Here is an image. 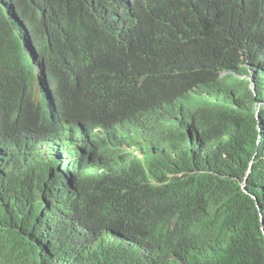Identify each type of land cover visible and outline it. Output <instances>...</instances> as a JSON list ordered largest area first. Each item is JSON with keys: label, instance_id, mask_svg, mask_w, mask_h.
Listing matches in <instances>:
<instances>
[{"label": "trees", "instance_id": "obj_1", "mask_svg": "<svg viewBox=\"0 0 264 264\" xmlns=\"http://www.w3.org/2000/svg\"><path fill=\"white\" fill-rule=\"evenodd\" d=\"M262 96L264 0H0V264H264Z\"/></svg>", "mask_w": 264, "mask_h": 264}, {"label": "clouds", "instance_id": "obj_2", "mask_svg": "<svg viewBox=\"0 0 264 264\" xmlns=\"http://www.w3.org/2000/svg\"><path fill=\"white\" fill-rule=\"evenodd\" d=\"M225 72H221V75ZM251 76L248 77L250 81V89L254 92L252 87ZM144 100L135 99L132 102L124 103L125 106L115 112L114 117L109 121L111 125L118 133L127 134V136L133 140L134 143H145L147 139L153 134H159L168 129L167 122L162 121V117L170 119L171 111H161L160 114L156 110V106H153L149 98H143ZM264 103V96H262ZM69 129L73 131L75 135L78 126L74 124V127L70 126ZM4 133V132H3ZM100 134L99 126L94 123L89 117L88 120L80 119V144L90 142L93 137ZM50 131L46 134L38 135L33 132L30 138L33 150L45 148V144L49 142ZM126 148V146H124ZM134 157L138 160L143 159L142 153L137 149H132ZM42 161H35V164L40 166ZM244 184V183H242ZM241 184V188H242ZM244 190V188H242ZM263 230V228H262ZM170 261H175L176 256L170 255Z\"/></svg>", "mask_w": 264, "mask_h": 264}, {"label": "bare ground", "instance_id": "obj_3", "mask_svg": "<svg viewBox=\"0 0 264 264\" xmlns=\"http://www.w3.org/2000/svg\"><path fill=\"white\" fill-rule=\"evenodd\" d=\"M52 79H53V78H52ZM49 81H50V80H49ZM53 82H54V81H53ZM65 85H66V84H65ZM62 94H63V93H62ZM74 94H75V93H74ZM64 95H65V94H63V96H64ZM61 96H62V95H61ZM63 96H62V97H63ZM71 96H72V95H71ZM57 97H58V96H57ZM64 97H65V96H64ZM59 99H60V98H59ZM59 99H58V100H59ZM63 99H64V98H63ZM63 99H62V100H63ZM70 101H71V100H70ZM79 101H80V100H79ZM59 110H60V109H59ZM59 112H60V111H59ZM40 123H41V122H40ZM39 125H40V124H39ZM44 125H45V124H44ZM37 126H38V125H37ZM40 127H41V126H40ZM53 181H54V180H53ZM56 183H57V182H56ZM5 193H6V192H5ZM1 195H2V194H1Z\"/></svg>", "mask_w": 264, "mask_h": 264}, {"label": "water", "instance_id": "obj_4", "mask_svg": "<svg viewBox=\"0 0 264 264\" xmlns=\"http://www.w3.org/2000/svg\"><path fill=\"white\" fill-rule=\"evenodd\" d=\"M242 188H244V184H242Z\"/></svg>", "mask_w": 264, "mask_h": 264}]
</instances>
